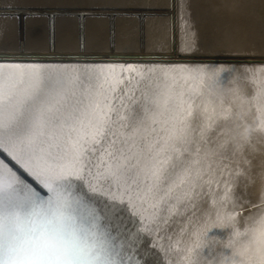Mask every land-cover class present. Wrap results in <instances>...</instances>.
<instances>
[{
  "label": "bare ground",
  "instance_id": "bare-ground-1",
  "mask_svg": "<svg viewBox=\"0 0 264 264\" xmlns=\"http://www.w3.org/2000/svg\"><path fill=\"white\" fill-rule=\"evenodd\" d=\"M23 1L19 0L20 5ZM61 1L72 4L75 0ZM79 1L81 7L76 9L23 11V7L6 6L18 0H0V15H8L0 18V42L12 33L15 50L21 39L27 50L45 51L51 23L54 51L63 53H41L48 54L39 59L41 64L19 66L111 70L122 89L114 95L126 99H142L149 86L179 89L184 107L192 105V127L214 112L225 115V141L212 137L200 156L194 157L200 161L193 165V176L199 172L194 191L190 185H173L160 198L149 195L147 204L129 195L123 184L110 186L90 176L71 178L77 219L91 224L109 241L119 253L116 264H227L225 258L235 264H262L264 236L257 232L254 239L246 233L259 229L264 220V0H225V25L235 26L225 29V71L221 73L213 69L220 68L219 61L210 62L211 27L194 24L203 8L199 0ZM107 2L110 6L84 7ZM35 12L49 19L22 20ZM13 53L0 60L30 56L25 51ZM203 124L207 131V120ZM226 141L244 144L243 153L233 157L229 151L226 158L214 157L213 148Z\"/></svg>",
  "mask_w": 264,
  "mask_h": 264
},
{
  "label": "snow or ice",
  "instance_id": "snow-or-ice-1",
  "mask_svg": "<svg viewBox=\"0 0 264 264\" xmlns=\"http://www.w3.org/2000/svg\"><path fill=\"white\" fill-rule=\"evenodd\" d=\"M120 83L111 70L0 64V264H116L109 241L77 219L71 178L123 184L144 204L173 185L195 190L194 157L211 141L203 123L192 127V105L179 89L116 96ZM244 149L226 141L212 155ZM260 225L246 234L264 236Z\"/></svg>",
  "mask_w": 264,
  "mask_h": 264
},
{
  "label": "rangeland",
  "instance_id": "rangeland-1",
  "mask_svg": "<svg viewBox=\"0 0 264 264\" xmlns=\"http://www.w3.org/2000/svg\"><path fill=\"white\" fill-rule=\"evenodd\" d=\"M46 1L47 0H44L43 1V4L40 2V3H37V4L35 3L34 5L35 6H40V4H41V6H45L46 4H44V3ZM195 1H197V0H195ZM191 3H193V2L191 1ZM199 3H202L203 4V8L200 10L199 13H197V18L194 21L195 22L194 24H195V26H198L199 28H202V26L205 27V25H207L209 28L211 27V29H210L211 30V34L213 33V44L211 45L212 46L211 47L212 48L211 51H212V57L213 58H210L211 61L210 60L209 61L211 63L212 62H215V61L216 62L219 61V63H220L219 67L220 68H213V69H215V72L216 73H221L222 70L225 71V63H223V62H225V56H223V55H225V29H226V26H227V28L229 30V28H231L232 25L235 26V24H231L229 22H226L227 24L225 25V0H199ZM199 3H198V5H199ZM87 6H89V7H95L97 5L88 4ZM22 10L23 11H26V9H24V8ZM35 14H37V12H35ZM35 14H30L29 16L28 15H25V16H27L29 18H32V17L36 16ZM1 17L2 18H6L7 15L4 14ZM93 17H100V16H93ZM22 20L24 21V16H23ZM235 22H237V20ZM200 24H201V26H200ZM7 36H8V38L10 36H12V37L10 39L6 38L5 41H1L0 42L1 43V45H0L1 51L2 50H15V45H16L15 37L12 35V33H9ZM13 38H14V40H13ZM3 43L5 45H3ZM10 43H11V45H10ZM222 45L224 46L223 47L224 49L222 48L223 50L219 48V47H222ZM13 52L14 51H12L10 53H6L5 52L6 55H4L5 53H1L0 52V59L6 58V57L7 58L13 57V55H14ZM221 52H222V55H221ZM11 54H13V55H11ZM211 66H213V65H211ZM221 104L223 106H225V102L224 103H221ZM210 116H211V118H210ZM210 116L206 118L207 123L209 124V125H207V131H206L207 132L208 139L210 140L213 137V139L216 140V141L217 140H220V139H222L223 141H225V115H224V117H222L220 112H214L213 115L211 114ZM206 120H204V122ZM204 122H203V120H201L199 122H196L195 121L194 122L195 124L193 123L194 124L193 127L195 128L199 123H204ZM202 143L203 142H201V145H200L201 148L204 147V146L205 147L208 146V144L205 145L204 143L203 144Z\"/></svg>",
  "mask_w": 264,
  "mask_h": 264
},
{
  "label": "water",
  "instance_id": "water-1",
  "mask_svg": "<svg viewBox=\"0 0 264 264\" xmlns=\"http://www.w3.org/2000/svg\"><path fill=\"white\" fill-rule=\"evenodd\" d=\"M43 1L44 0H24L22 2V4L20 5V2L18 0V2L16 4H5L6 6H17V8H20V7H23L24 9H32V10H46V9H51V8H55V9H76V8H80L81 7V4H80V1L79 0H75L73 1L74 3L72 4H66L64 1H61V0H47L44 4H46L45 6H35L34 4L36 3H42L43 4ZM88 4H93V5H97L95 7L97 8H101V7H105V6H110V3L107 2L106 4H100V3H88ZM88 4H84V7H88V8H95V7H89L87 6ZM36 16L32 17V18H35V19H40L42 17H47L49 19V16L47 14H42V13H38L35 14ZM2 14L0 15V18ZM14 16V17H13ZM29 16V15H28ZM68 17H73L74 15H66ZM8 17V15H7ZM11 18H17L19 20L20 18V15H11L10 16ZM25 19H27V16H24ZM50 22V21H49ZM81 37V34H79V38ZM55 34H54V31L53 29L51 28V23H48L47 25V49L45 51H42V50H27L23 47V43H22V40L20 39L19 41V45H18V48L17 50H2L0 52H6V53H9V52H12V51H16V52H22V51H25L27 53H29V57H23V56H19V60H10V61H2L0 60V64H4V65H18V64H21V65H33V64H41L42 62H39V59L43 58V57H47L46 55L48 54H41V53H53V52H56V53H63V52H59V51H54L55 49H57V46L55 44ZM64 55V54H63ZM225 56V55H223ZM60 57V56H59ZM97 57H101V56H97ZM157 57V56H156ZM225 63V62H223ZM65 65L68 64V65H101L102 63H64ZM103 64H107V63H103ZM127 65H130V64H127ZM218 65V64H217ZM30 179V178H29ZM254 206V205H253ZM255 206H258V205H255ZM248 210V209H247ZM239 212V211H238ZM237 211L235 212V214H239ZM89 227H91V224H88Z\"/></svg>",
  "mask_w": 264,
  "mask_h": 264
}]
</instances>
